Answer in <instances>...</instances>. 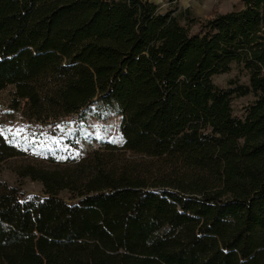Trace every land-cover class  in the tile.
<instances>
[{
	"label": "trees",
	"instance_id": "trees-1",
	"mask_svg": "<svg viewBox=\"0 0 264 264\" xmlns=\"http://www.w3.org/2000/svg\"><path fill=\"white\" fill-rule=\"evenodd\" d=\"M240 2L202 20L148 0H0V91L121 118V143L74 167L14 170L43 197L0 181V264H264V0ZM233 64L248 85L216 87ZM40 74L60 85L37 95ZM18 156L0 132V163Z\"/></svg>",
	"mask_w": 264,
	"mask_h": 264
},
{
	"label": "rangeland",
	"instance_id": "rangeland-1",
	"mask_svg": "<svg viewBox=\"0 0 264 264\" xmlns=\"http://www.w3.org/2000/svg\"><path fill=\"white\" fill-rule=\"evenodd\" d=\"M156 3L161 12L188 9L194 17L207 19L214 14L228 13L242 7L240 0H148ZM180 23L185 24L180 16ZM251 52L264 56V45L253 40ZM213 84L220 89L237 85H248L247 72L241 65L233 64L231 70L212 77ZM230 83H234L231 85ZM31 85L37 95L53 91L60 82L51 76L40 74ZM249 94L233 96L231 108L233 115L244 117V109L253 101ZM54 108L33 107L29 99L21 98L15 86L0 91V132L13 141L20 156L0 163V181L19 189L22 199L31 196H44L43 185L29 178H19L14 170L28 165L46 169L74 167L83 158L102 147L105 142L120 144V116L111 115L102 119L86 113L83 118H61ZM128 157V154H127ZM60 197L67 200L66 192Z\"/></svg>",
	"mask_w": 264,
	"mask_h": 264
}]
</instances>
